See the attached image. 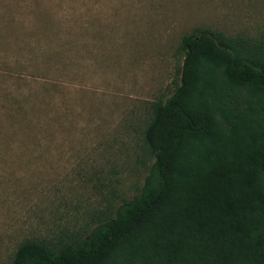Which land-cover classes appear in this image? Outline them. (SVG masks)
<instances>
[{"label": "rangeland", "instance_id": "obj_1", "mask_svg": "<svg viewBox=\"0 0 264 264\" xmlns=\"http://www.w3.org/2000/svg\"><path fill=\"white\" fill-rule=\"evenodd\" d=\"M200 29L264 44V0H0V264L85 236L144 184L152 103Z\"/></svg>", "mask_w": 264, "mask_h": 264}, {"label": "trees", "instance_id": "obj_2", "mask_svg": "<svg viewBox=\"0 0 264 264\" xmlns=\"http://www.w3.org/2000/svg\"><path fill=\"white\" fill-rule=\"evenodd\" d=\"M180 49L140 191L85 236L23 240L13 264H264V44L200 29Z\"/></svg>", "mask_w": 264, "mask_h": 264}]
</instances>
